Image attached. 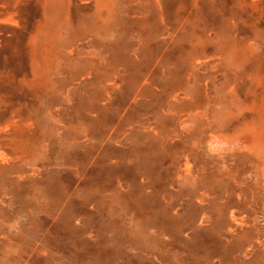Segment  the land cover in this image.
Listing matches in <instances>:
<instances>
[{
    "label": "rangeland",
    "instance_id": "obj_1",
    "mask_svg": "<svg viewBox=\"0 0 264 264\" xmlns=\"http://www.w3.org/2000/svg\"><path fill=\"white\" fill-rule=\"evenodd\" d=\"M39 1L0 47L26 73ZM90 2L63 0L38 92L31 75L24 92L0 87L15 161L0 173V264H264V160L244 132L264 123L257 22L233 0H116L109 25L85 29ZM230 48L251 53L229 63Z\"/></svg>",
    "mask_w": 264,
    "mask_h": 264
},
{
    "label": "bare ground",
    "instance_id": "obj_2",
    "mask_svg": "<svg viewBox=\"0 0 264 264\" xmlns=\"http://www.w3.org/2000/svg\"><path fill=\"white\" fill-rule=\"evenodd\" d=\"M29 0H0V47L3 45L10 44V40L15 35V30L17 28H22L25 13H26V5H28ZM80 1V0H78ZM90 1V0H89ZM115 1L116 0H91L90 5L95 9V18L90 21L87 25L84 26L85 29H93L97 25L107 26L111 21L115 18ZM199 0H177V4L180 7H190L191 3L194 2L195 6L197 5ZM236 4V9L232 11V14L235 16H241L242 14L250 15L254 21L257 22V26L259 28L260 36L264 34V0H233ZM63 0H40L37 4L39 11L41 12V18L37 22L36 35L31 39L28 44V47L23 53V57L27 58L29 61H33L35 67H31L30 73H26L24 70V66L18 61V51L12 49L7 55H3L0 53V87L4 89V93H11L10 91L13 89L23 91L26 90L27 86L25 83V79L28 75H31L36 80L38 77L40 82L37 83L35 87V91H39L42 88L44 81V71L46 67L45 64L48 61L49 55L54 47V45L58 44L61 40L54 39L53 37V29L55 28L58 21V9L60 8ZM159 2V10L161 9L162 3ZM135 3V2H134ZM140 3V2H139ZM172 3V1H171ZM190 3V4H189ZM78 4V3H77ZM80 4V3H79ZM84 4V3H83ZM123 4V3H122ZM158 4V3H157ZM212 4V3H211ZM220 4V3H219ZM87 5V4H86ZM128 5V4H127ZM230 5V4H229ZM71 6V5H70ZM177 7V6H176ZM199 7V6H198ZM30 8V7H29ZM37 8V9H38ZM86 8V7H85ZM173 8V7H172ZM191 8V7H190ZM137 9V8H136ZM180 9V8H179ZM67 10V8H65ZM85 10V9H84ZM91 10V9H90ZM195 10V9H194ZM204 10V9H203ZM207 10V9H206ZM37 11V10H36ZM73 11V10H71ZM140 11V10H139ZM183 11V10H182ZM190 11V10H189ZM69 12V11H68ZM162 12V11H161ZM171 12V11H170ZM185 12V11H184ZM208 12V11H207ZM33 13V12H32ZM181 13V12H180ZM183 13V12H182ZM191 13V12H190ZM189 13V14H190ZM206 13V12H205ZM231 13V12H230ZM29 14V12H28ZM36 14V13H35ZM88 14V13H87ZM188 14V15H189ZM207 14V13H206ZM227 14V13H226ZM176 15V14H175ZM230 15V14H229ZM27 16V15H26ZM227 16V15H226ZM244 16V15H243ZM64 17V16H63ZM166 17V16H165ZM207 17V16H206ZM28 18V17H25ZM67 18V17H66ZM167 18V17H166ZM173 18V17H172ZM180 18V17H179ZM187 18V17H186ZM191 18V17H190ZM226 18V17H225ZM250 18V17H249ZM169 19V18H167ZM230 19V18H229ZM182 20V19H180ZM211 20V19H210ZM209 20V21H210ZM33 21V20H32ZM73 21V20H72ZM208 21V20H207ZM217 21V20H216ZM28 23V22H27ZM32 23V22H31ZM229 23V22H228ZM26 24V23H25ZM113 24V23H112ZM174 24V23H173ZM70 25V24H69ZM114 25V24H113ZM242 25V24H241ZM29 26V25H28ZM33 26V25H32ZM31 26V27H32ZM158 26V25H157ZM168 26V25H166ZM187 26V25H185ZM255 23L253 24V27ZM256 26V27H257ZM69 27V26H68ZM34 28V27H33ZM182 28V27H181ZM35 29V28H34ZM32 29V30H34ZM70 29V28H68ZM67 29V30H68ZM21 30V29H20ZM96 30V29H95ZM184 30V29H182ZM108 31V30H106ZM116 31V30H115ZM122 32V31H121ZM156 32V31H155ZM241 32V31H240ZM239 32V33H240ZM33 33V32H32ZM247 33V32H246ZM20 34V32L18 33ZM22 34V33H21ZM25 34V33H24ZM98 35V34H97ZM235 35V34H234ZM20 37V36H19ZM23 37V36H22ZM68 37V36H67ZM228 37V36H227ZM235 37V36H234ZM210 38V37H209ZM243 38V37H242ZM15 39V38H14ZM19 39V38H18ZM64 39V38H63ZM72 39V38H71ZM240 39V38H239ZM20 40V39H19ZM18 40V41H19ZM25 40V39H23ZM22 40V41H23ZM264 40V39H263ZM113 41V40H112ZM175 41V40H174ZM193 41V40H192ZM215 41V40H214ZM253 42V41H252ZM17 43V42H16ZM56 43V44H55ZM63 43V41H62ZM8 44V45H9ZM15 44V43H14ZM171 44V43H170ZM184 44V43H183ZM254 44V43H253ZM253 46V45H252ZM12 47V46H11ZM26 47V46H25ZM76 47V46H75ZM74 48V47H73ZM179 48V47H178ZM3 49V47H2ZM17 49V48H16ZM173 49V48H172ZM249 49V48H248ZM18 50V49H17ZM20 50V49H19ZM24 50V48H23ZM176 50V49H175ZM203 50V49H202ZM210 50V49H209ZM1 51V50H0ZM7 51V50H6ZM4 53V52H3ZM69 53V52H68ZM71 53V52H70ZM250 50H242L240 48H230L229 50V63L238 62L247 54H250ZM21 54V53H20ZM178 54V53H177ZM181 54V53H179ZM219 54V53H218ZM216 55V54H215ZM72 56V55H71ZM22 57V56H21ZM181 57V56H180ZM188 57V56H187ZM256 57V56H255ZM189 58V57H188ZM258 58V57H257ZM76 59V58H75ZM215 59V58H214ZM72 60V59H71ZM249 60V59H248ZM205 61V60H204ZM217 61V59H216ZM61 62V61H60ZM263 62V61H261ZM27 65V62H25ZM195 63V62H194ZM200 63V61H199ZM219 63V62H218ZM249 63V62H248ZM84 64V63H83ZM246 64V63H245ZM257 65V64H256ZM239 66V65H238ZM249 66V65H248ZM255 67V66H254ZM178 68V67H177ZM183 68V67H182ZM18 69L19 72L17 71ZM26 69V68H25ZM28 69V67H27ZM225 69V68H224ZM177 70V69H176ZM229 70V69H228ZM257 70H263L262 63L257 65ZM24 71V72H23ZM182 71V70H181ZM256 71V70H255ZM264 71V70H263ZM225 72V71H224ZM227 72V71H226ZM238 72V71H237ZM170 73V72H169ZM18 74L21 79H18ZM58 74V73H57ZM62 74V73H61ZM58 74V75H61ZM231 74V73H230ZM256 74V73H255ZM225 75V73H224ZM65 76H68L67 74ZM53 78V77H52ZM235 79V78H234ZM236 80V79H235ZM189 81V80H188ZM247 81V80H246ZM188 83V82H187ZM45 85V84H44ZM169 85V84H168ZM234 85V84H233ZM46 86V85H45ZM44 86V87H45ZM48 86V85H47ZM250 86V85H249ZM190 87V86H189ZM52 88V87H51ZM230 89V88H229ZM245 89V88H244ZM31 90V89H30ZM28 91V90H27ZM258 91V90H257ZM43 92V91H42ZM45 92V91H44ZM43 92V93H44ZM6 94V95H7ZM177 95V94H176ZM180 95V94H179ZM182 96V95H180ZM34 96V95H33ZM188 96V95H187ZM186 96V97H187ZM242 96V95H241ZM7 97V96H6ZM237 97V96H236ZM240 97V96H239ZM238 97V98H239ZM8 98V97H7ZM191 99V98H190ZM189 100V99H188ZM246 100V99H245ZM244 100V101H245ZM249 100V99H248ZM178 101V100H177ZM236 102V101H235ZM255 107L259 108L264 106V95L258 96V98L254 102ZM231 106V105H230ZM22 111V110H21ZM23 112V111H22ZM261 112V111H260ZM24 113V112H23ZM2 114V113H1ZM0 114V117L2 115ZM246 114V113H245ZM238 116V115H237ZM245 116V115H244ZM14 117V116H13ZM247 117V116H246ZM1 119V118H0ZM11 119V118H10ZM28 120V119H27ZM12 121V120H11ZM30 121V120H29ZM226 121V120H225ZM31 123V121H30ZM28 123V124H30ZM23 124V123H22ZM16 125V124H14ZM243 125V124H242ZM5 125L4 127L7 129ZM32 125H30L31 127ZM3 128V130H6ZM1 129V128H0ZM1 132H4V131ZM41 131V130H40ZM245 135L249 139L250 146L252 149L264 160V123L256 120L251 123L249 126L244 128ZM27 133V132H26ZM17 134V133H16ZM23 135V134H22ZM18 136V135H17ZM16 137V136H15ZM25 141L30 144V146H34L37 143L38 137L36 133H27L24 137ZM245 139V138H244ZM247 141V140H246ZM1 142V141H0ZM49 143V142H48ZM1 144V143H0ZM2 149V148H1ZM250 150V149H249ZM6 151V150H5ZM234 151V150H233ZM3 152V151H2ZM241 153V152H240ZM229 154V153H228ZM231 155V154H230ZM252 155V154H251ZM5 155H2L0 152V173H6L10 166L12 165V159L8 162ZM8 156V155H7ZM16 156V154H15ZM20 156V155H19ZM10 158V157H9ZM19 158V157H18ZM19 160V159H18ZM260 164V163H259ZM258 164V165H259ZM259 169L262 173H264V163ZM259 165V166H260ZM259 170L257 171V173ZM260 174V173H259ZM17 175V174H16ZM262 175V174H261ZM18 176V175H17ZM263 176V175H262ZM261 176V177H262ZM22 177V176H20ZM19 177V178H20ZM24 178V177H23ZM263 179V178H262ZM18 182V181H17ZM20 182V181H19ZM35 182V181H34ZM251 186V185H250ZM258 226V225H257Z\"/></svg>",
    "mask_w": 264,
    "mask_h": 264
}]
</instances>
